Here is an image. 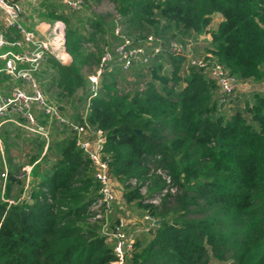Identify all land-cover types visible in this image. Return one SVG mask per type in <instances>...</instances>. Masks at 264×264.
<instances>
[{
	"label": "trees",
	"instance_id": "16d2710c",
	"mask_svg": "<svg viewBox=\"0 0 264 264\" xmlns=\"http://www.w3.org/2000/svg\"><path fill=\"white\" fill-rule=\"evenodd\" d=\"M115 2L111 21L76 22L75 13L55 4L47 16L52 25L64 23L73 60L54 67L53 87L60 95L79 94L87 106L79 123L104 134L103 153L118 190L114 215L96 218L92 210L100 197L96 168L76 145L75 132L53 122L47 140L9 123L0 134V174L7 170L0 188V264H111L115 241L108 233L122 206L138 213L148 231L141 236L144 229L132 228L133 249L123 264H264V94L254 92L244 104L234 97L222 103L216 82L186 53L139 65L147 68L144 86L129 92L118 89L113 71L92 96L84 73L124 36L146 53L192 40L193 58L216 62L241 84L263 83L264 0ZM216 13L224 20L212 27ZM204 35L211 41L202 49ZM20 137L21 165L12 154ZM25 166L31 167L28 181L26 173L19 178Z\"/></svg>",
	"mask_w": 264,
	"mask_h": 264
},
{
	"label": "built area",
	"instance_id": "2783aa9c",
	"mask_svg": "<svg viewBox=\"0 0 264 264\" xmlns=\"http://www.w3.org/2000/svg\"><path fill=\"white\" fill-rule=\"evenodd\" d=\"M61 6L73 13L83 12L88 6L86 0H57ZM120 19V18H119ZM24 19L20 15V7L16 3L8 0H0V26L3 24L6 28H16L22 35L24 43L29 48L21 53L15 54L8 52L0 58L5 60V65L0 68V76L4 73L13 78L21 79L24 87L15 88L9 97L0 96V118L8 119V116L14 115L21 119L16 124L25 129L29 134L38 135L48 140V128L39 124L35 111L43 114L49 122H57L63 125L76 135V145L83 150L89 160L96 168L95 180L99 184V199L92 205V210L96 211V218L107 219L114 215L115 204L118 196L116 186L109 172V164L105 159L103 147L105 142L104 134L101 130L91 129L87 123L80 124L68 120L64 117L58 108L52 105L44 95L35 75L43 70V64L48 55L55 56L62 61L61 54L66 51L64 44V29L62 22H57L53 28L52 36L44 41L32 32L25 29L22 25ZM120 33L117 28L116 34ZM123 43L117 46L113 51L104 49L100 62L94 73L89 75L91 83L92 96H95L99 87V78L104 74L113 71H119L123 74L129 73L135 65H144L161 54H180L186 53L192 65H195L205 72L209 73L216 82L220 91V100L226 102L229 97H234L241 85V82L230 74L216 62H208L205 59H195L192 57V48L194 42L188 40L187 45L172 42L166 48L155 46L151 53H146L142 46L131 48V41L122 36ZM148 41L153 42L151 37ZM8 45L5 34L0 27V49ZM18 45V44H12ZM129 92L130 90H126ZM13 121V120H9ZM27 181L30 169L24 170ZM7 178L6 170L0 174V180L3 181L2 190H4ZM28 197V196H27ZM118 222L109 235L110 241H115L114 254L115 261L111 264H123L125 258L133 249L134 234L127 232V226L123 218L117 217ZM151 224H155L153 218L145 217Z\"/></svg>",
	"mask_w": 264,
	"mask_h": 264
},
{
	"label": "crops",
	"instance_id": "0c3cea01",
	"mask_svg": "<svg viewBox=\"0 0 264 264\" xmlns=\"http://www.w3.org/2000/svg\"><path fill=\"white\" fill-rule=\"evenodd\" d=\"M56 2L58 1L56 0ZM15 3L20 7V15L24 19L22 25L25 27V29L28 31H32L37 36V38L41 40H44V41L49 40L52 36V30H51L52 24L47 20V16L49 15V12H50L49 7L51 5H54V3H52V0H47V1L38 0V2H36V0H19ZM223 20L224 18L222 14L216 13L212 17L211 26L217 27ZM0 27L2 31L4 32L6 40L8 42V45L3 47L4 49L0 51V56L8 52H13L15 54H18L29 48V45L24 43L22 35L19 33V31L16 28H6L3 24H1ZM209 41H211L210 35H204L200 37L199 44L207 46ZM12 44H18V45H12ZM61 58H62V61L55 58V56L48 55L47 60L43 64V70L40 73L36 74L35 78L37 82L39 83L41 89L43 90L44 95L47 97L48 101L52 105L56 106L64 117L69 118L70 120L76 123L77 122L79 123V119L85 118L86 116V113L78 114V112L74 108H72L73 104L75 103V99H79V94L76 97L68 96L67 92L60 95V91L58 93V97L57 96L54 97L51 94L52 90L50 89V87H53L54 80L58 76L56 73V69L54 67L55 66H70L73 62L72 57L66 51L61 54ZM4 65H5V60L3 58H0V68H3ZM19 87L25 88V84L21 79L13 78L4 73L0 76V96L1 97H4V98L9 97L12 93V90L15 88H19ZM35 115L39 121V124L47 127L48 132L50 133L52 129V124L55 121L49 122V120L38 111H35ZM1 120H4V122H1V123H4V124L14 123L16 126H18L16 124L17 122H21L18 119V117H16V119H13V121H9L7 119H1ZM5 120L7 121L5 122ZM35 136H38V135H35ZM46 149H47V146L45 147L44 152H46ZM53 158L54 157H52L51 159ZM27 167L30 168V171H31V167L30 166H27Z\"/></svg>",
	"mask_w": 264,
	"mask_h": 264
},
{
	"label": "rangeland",
	"instance_id": "374dc122",
	"mask_svg": "<svg viewBox=\"0 0 264 264\" xmlns=\"http://www.w3.org/2000/svg\"><path fill=\"white\" fill-rule=\"evenodd\" d=\"M36 2H38V0H36ZM52 3H54L55 5H59V3L56 2V0H52ZM115 5H116L115 0H97V1L89 0L88 1V7L83 12L75 13V15L73 14L74 15V20L76 22H78V20H82L84 23H88L94 17L102 18L104 20H110V21L114 20L115 16L117 15V12H116V9H115ZM56 23H54L52 25V29H51L52 31H53V28H54ZM61 27L63 29H65V25H64L63 22H62ZM117 28L120 29L121 28L120 25ZM199 46L201 48L203 47L202 45H199ZM84 48L86 50L90 49L88 44H85ZM3 49L4 48L0 49V51H2ZM91 52H93V51H91ZM200 56L202 57L203 55H201V53H200ZM199 59H204V58H199ZM93 64L94 63H90V65L88 64L89 66L87 65L86 69H84V73L87 74L88 76L93 74V72L96 69V65H93ZM135 66H137V67L133 68L127 74H123V73H121L119 71H116L117 75L115 76V80L117 81L118 89H120L121 91L127 92L126 90H131L133 88L135 89V88H138V87L141 88V87L144 86V83H145L144 79L146 78L145 77L146 74L144 75V71L147 70V68H144V67L138 68L139 67L138 65H135ZM102 77L99 78V84L101 82ZM50 89L52 90L51 94L54 97H56V96L58 97V93H59L60 90L57 87H55V86L54 87H50ZM254 92H260V93L264 94V82L260 83V84H257V83H254V82H247V83L241 84L239 86V89H238L237 93L235 95H233V96H234L235 99L237 98V100L240 101L241 104H244L245 100H247L248 97L250 96V94H252ZM234 107H235V105H233L232 108L230 109L231 112L233 111ZM72 108H74L78 112V114H80V113L81 114L82 113L85 114L86 110H87V106H85L83 102H80L79 99H75V103L73 104ZM10 119L11 120L16 119V116H14V115L8 116L7 120H10ZM7 120H5V122ZM1 122H4V120L0 119V134L4 130L3 127L5 125L9 124V123H5L4 124V123H1ZM23 133H24V131H23ZM21 137L18 138L17 141H16V144H17L18 147H15V148L13 147L12 148V154H13V156L15 158L14 159V164L16 163V164H19V165H21L22 162L24 161L23 158L20 156V152L25 150V148H24L25 146L22 143ZM0 143L2 144V140L1 139H0ZM18 148H20V149H18ZM2 150H3V146H1V151ZM29 169L30 168H28L27 166L25 168H22L20 170V172H19V176H20L19 178L24 177L25 173L27 174V172H25L24 170H28L29 171ZM6 172H7V170H6ZM158 175H162L163 178L168 182L167 176L164 174V172L163 173L159 172ZM132 184L135 185L136 182L133 181ZM26 185H25V190H26ZM2 187H3V181L0 180V188L2 189ZM19 191H20V188H18V187L15 188L14 194L17 195ZM145 192H146V189L143 187L142 188V193L144 194ZM24 196H25V194H24ZM117 196H118V190H117ZM154 203L159 204V199L156 198ZM117 204H118V200H117V203L115 204V207L117 206ZM120 208H122L121 209L122 213L118 214L117 216H120L121 218H123V220L125 222V225L127 227L129 226V228H127V232L129 233V231H132V228H136L137 227L139 229H144V231H142V233H140L141 236L144 235V234L146 235V233L148 231L145 229L146 227H144V222L141 221V219H139L138 213L129 210L128 207L122 206ZM126 220H128L129 222H127ZM130 220L132 222H134V223L136 222L137 225L134 224L135 226H132L130 224ZM127 223H129V224L127 225ZM228 264H230V263H228Z\"/></svg>",
	"mask_w": 264,
	"mask_h": 264
},
{
	"label": "water",
	"instance_id": "95a60500",
	"mask_svg": "<svg viewBox=\"0 0 264 264\" xmlns=\"http://www.w3.org/2000/svg\"><path fill=\"white\" fill-rule=\"evenodd\" d=\"M64 44H66L65 36H64ZM137 134H140V131H136ZM218 142L221 144V140L219 139ZM159 222H155V224H158Z\"/></svg>",
	"mask_w": 264,
	"mask_h": 264
},
{
	"label": "bare ground",
	"instance_id": "6f19581e",
	"mask_svg": "<svg viewBox=\"0 0 264 264\" xmlns=\"http://www.w3.org/2000/svg\"><path fill=\"white\" fill-rule=\"evenodd\" d=\"M68 59V58H67Z\"/></svg>",
	"mask_w": 264,
	"mask_h": 264
}]
</instances>
